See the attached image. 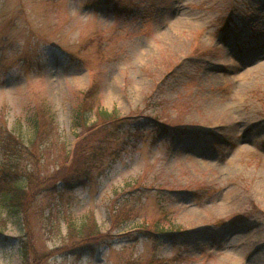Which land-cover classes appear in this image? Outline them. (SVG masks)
<instances>
[{"label":"rangeland","instance_id":"rangeland-1","mask_svg":"<svg viewBox=\"0 0 264 264\" xmlns=\"http://www.w3.org/2000/svg\"><path fill=\"white\" fill-rule=\"evenodd\" d=\"M91 86L118 120L81 142ZM9 129L30 142L11 177L38 184L15 213L0 168V264H27L25 242L29 264H264V0H0ZM90 212L100 233L70 235Z\"/></svg>","mask_w":264,"mask_h":264},{"label":"trees","instance_id":"trees-1","mask_svg":"<svg viewBox=\"0 0 264 264\" xmlns=\"http://www.w3.org/2000/svg\"><path fill=\"white\" fill-rule=\"evenodd\" d=\"M92 87L93 86H91L89 90L84 92L83 97H82L83 104H80L75 111L74 117H75L76 127L80 129L79 135L82 136V138L80 136L81 139H79V141L81 140V142L83 141V139L86 138L85 135L88 131L96 127L104 126L108 124L107 122H114L115 120H118V116H116L115 112H109L103 109L100 105L93 106V104H90L89 107L85 106V103H87L88 98L90 94L92 93V90H93ZM94 109H97V112L95 113L98 116L99 120H96L98 122L95 121V122L90 123V113L93 112ZM30 118H31L32 128L34 129V132H35L30 142L34 140L33 145H36L40 141L41 135L43 132L41 123H40L39 112L37 113L35 111L33 114H31ZM122 118H125V117H122ZM100 122H101V125H99ZM0 137H1L0 140L3 139L1 142V146L6 155L5 161L0 165V168L2 172L6 175V177H11L14 174L18 173L19 156L17 154H19L22 151V149L25 148V144H28L30 142L28 141L26 143L20 131H17L15 129L6 130V132L4 133L0 132ZM77 148H78V145L76 146L73 152V162L75 160L77 161V167H78L77 173H78L79 170H81L83 167H85L86 165L90 163V159H87L84 157V155L87 152V148H83L84 150L82 153H79V156H77L76 154ZM88 151L91 152L90 147L88 148ZM67 158L68 159L70 158L69 154ZM64 167L65 166H63L61 169L59 168L58 172L53 173L52 175H50L47 179H44L43 181L46 183L47 180L49 181L54 180L55 177L62 175V173L65 170ZM22 172H23V169L18 175V177L21 176V178L19 179H17V177L16 178L11 177L7 179L9 180L10 183L8 185V188L6 189L7 193L5 196V200L12 207H15L14 208L15 213H22V211H24L25 198L27 197L28 193H30V191H35V189L31 190L30 187L36 186L38 184V182L34 183L35 175H33V167L29 168V170L25 169L23 174L21 175ZM70 181L66 183H69ZM116 213H117L116 214L117 224L127 221L125 219L126 213L123 210H116ZM67 224L69 227L68 233L70 235L78 234V236L83 238V241L91 236L98 235L100 233L98 225L95 221V218L92 212H90L79 225L76 224L71 219L67 221ZM150 233H153V231L151 230L149 234ZM22 252H23L24 261L27 264H29V257H28L29 247H28L27 242L23 244ZM167 263H168L167 260H160V259L154 260L153 258H151L147 261H141L139 258L130 256L116 264H167Z\"/></svg>","mask_w":264,"mask_h":264},{"label":"bare ground","instance_id":"bare-ground-1","mask_svg":"<svg viewBox=\"0 0 264 264\" xmlns=\"http://www.w3.org/2000/svg\"><path fill=\"white\" fill-rule=\"evenodd\" d=\"M209 63H211V62H209ZM259 63H260V62H257L256 65H258ZM223 114H224V112L221 113L220 116H222ZM224 115H225V114H224ZM220 116H218V117H220ZM230 120H231V119H228V118H227L226 124H228V123L230 122ZM217 121H218V120H216V122H217ZM217 124H220V123L217 122ZM248 244H250V243H248Z\"/></svg>","mask_w":264,"mask_h":264}]
</instances>
